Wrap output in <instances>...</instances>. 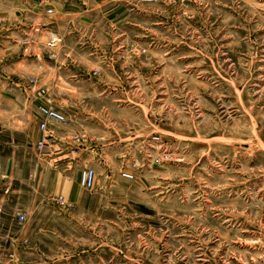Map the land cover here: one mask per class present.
Listing matches in <instances>:
<instances>
[{"label":"rangeland","instance_id":"obj_1","mask_svg":"<svg viewBox=\"0 0 264 264\" xmlns=\"http://www.w3.org/2000/svg\"><path fill=\"white\" fill-rule=\"evenodd\" d=\"M114 11L124 14L106 15ZM73 27L101 30L86 31L99 46L96 60L91 47L83 59L92 81L74 86L83 98L71 97L62 70L57 89L50 82ZM41 106L66 115L51 128L76 153L79 203L57 196L61 215L49 222L62 248L85 250L98 235L105 264H264V0H0V151L11 190L34 186V170L41 187L54 185L59 162L36 147ZM84 131L78 147L72 137ZM87 168L97 181L86 191L78 179ZM16 198L5 207L20 232V213L33 217L40 203ZM13 258L5 250L0 264Z\"/></svg>","mask_w":264,"mask_h":264},{"label":"crops","instance_id":"obj_2","mask_svg":"<svg viewBox=\"0 0 264 264\" xmlns=\"http://www.w3.org/2000/svg\"><path fill=\"white\" fill-rule=\"evenodd\" d=\"M123 14L124 13L120 11H114L108 12L106 15L110 17H117ZM88 30L93 32L101 31L98 27L85 29L80 27L70 28L68 32L65 33L66 40L64 47L67 51H65V54L62 53L63 55L59 53L58 58L52 61L55 66L54 70L52 71L50 68V82L52 83V86L57 89L56 87L61 83L62 76L57 74L61 73L60 70H62L65 74L64 83L66 88L70 91L69 93H73L71 94L72 98H75V94L77 93H79L81 98L85 97L83 96V93H81L84 92V90H78L74 86H77L79 83L92 81V79L89 78L84 79L83 75L86 73H84L83 66L87 65L86 61L88 62L89 59L88 47H91L90 50H93L91 58L96 60L95 58L97 57L95 54L98 52L97 47L99 45H97L96 40L87 38L88 33L86 31ZM112 30L113 34L114 32H118L128 35V32L135 31L137 29L134 27H115L112 28ZM102 34L103 32H100V35ZM62 50L63 49H61V51ZM84 58L86 61L83 60ZM101 63L105 65L106 62L100 60V64ZM97 81L100 82L98 79ZM106 93L107 92L105 91L101 94L96 92L94 95L99 96V98H105V95H107ZM55 136L56 144L60 140V144L58 145L60 152L58 155H51L50 159L55 163H59L58 165H53V163H51L52 168L50 171L54 177V185L49 188H45L43 185V187L40 186V176L37 178L39 173L35 170L30 172V179L35 184L31 188L22 184L23 182L20 183L21 186L15 190L7 188V180L14 179L8 176V157H4L3 159L2 152L0 151V255L7 250L9 257L10 255L14 256V262H12L13 264H47L46 261L50 260L53 264H58L62 261H64V264H75V260L79 259H82L81 264H105L106 244L103 237H99L98 235L93 236L92 239L95 240L96 243H92L90 247L87 246L85 250L78 251L74 249L68 250L66 248V240L63 243L64 247L62 248L61 241L59 244V238L49 234V222L55 215H61L58 212L59 208H57V205L54 204L53 200L61 194H64L65 196L68 195V197H74V194H76L78 197V203L80 200V196L78 195L79 193L77 192V189H75L74 180L71 177L74 172L73 167L77 163V161H72V158H74L76 153H71V149L67 147V141L60 136V133H56ZM85 148H82L80 152L88 153V149ZM2 149L3 143L0 141V150ZM101 151L102 149L98 150V153L92 151L91 154H99ZM3 163L5 166H3ZM75 169H77V167H75ZM17 175V181L26 177L24 172L18 173ZM41 180H43V178ZM9 194H15L17 196L16 200L21 199L24 195H26L30 197L33 202L40 203V206L33 217L31 212L30 215H26L27 221L25 223H20L17 218V222L23 226V229L20 230V232L13 231L12 226L16 222V217L13 214H9L5 207ZM21 207H23V205H18V208ZM70 242L73 243L72 240H70ZM109 243L110 245L108 244L107 248H109V251L112 254V257L109 258H111L113 262L115 259L114 254L116 253L117 248L115 247L114 241ZM25 256H28L26 257L27 259H23Z\"/></svg>","mask_w":264,"mask_h":264},{"label":"built area","instance_id":"obj_3","mask_svg":"<svg viewBox=\"0 0 264 264\" xmlns=\"http://www.w3.org/2000/svg\"><path fill=\"white\" fill-rule=\"evenodd\" d=\"M59 42V40L54 39L53 44L56 46V44ZM41 96H47L46 90H38L37 91ZM40 114L42 115V119L39 123V131L42 135L41 139L37 142V149L44 153V156L50 157L51 155H48V149L53 146V142L56 141V132L51 127H58V126H66L69 123L68 118L64 113L61 111H57L55 109L41 106L40 108ZM73 144H75L78 147H81L84 143L89 141V136L87 132H80L76 133V135L72 137ZM152 141L155 143L161 142L160 136H154L152 138ZM56 149L53 151L55 152ZM52 153V152H51ZM55 155H58L57 153H53ZM127 178H133V176L129 173L126 174ZM97 181V173L92 168L84 169L80 175L79 184L80 187L83 190H92L95 188ZM57 203L62 206L66 210H70L74 207L73 203L69 202L64 196H60L57 200ZM20 223H25L27 221L26 214H20L18 218Z\"/></svg>","mask_w":264,"mask_h":264}]
</instances>
